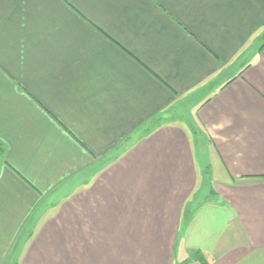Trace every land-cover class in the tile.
<instances>
[{"label":"crops","instance_id":"0c3cea01","mask_svg":"<svg viewBox=\"0 0 264 264\" xmlns=\"http://www.w3.org/2000/svg\"><path fill=\"white\" fill-rule=\"evenodd\" d=\"M0 264H264V0H0Z\"/></svg>","mask_w":264,"mask_h":264},{"label":"rangeland","instance_id":"374dc122","mask_svg":"<svg viewBox=\"0 0 264 264\" xmlns=\"http://www.w3.org/2000/svg\"><path fill=\"white\" fill-rule=\"evenodd\" d=\"M195 262H198L197 260H195V261H192V262H189L188 264H193V263H195ZM199 263V262H198ZM200 264V263H199Z\"/></svg>","mask_w":264,"mask_h":264},{"label":"trees","instance_id":"16d2710c","mask_svg":"<svg viewBox=\"0 0 264 264\" xmlns=\"http://www.w3.org/2000/svg\"><path fill=\"white\" fill-rule=\"evenodd\" d=\"M1 151H2V148H1V146H0V153H1Z\"/></svg>","mask_w":264,"mask_h":264},{"label":"built area","instance_id":"2783aa9c","mask_svg":"<svg viewBox=\"0 0 264 264\" xmlns=\"http://www.w3.org/2000/svg\"><path fill=\"white\" fill-rule=\"evenodd\" d=\"M193 264H199L198 262H195V263H193Z\"/></svg>","mask_w":264,"mask_h":264}]
</instances>
